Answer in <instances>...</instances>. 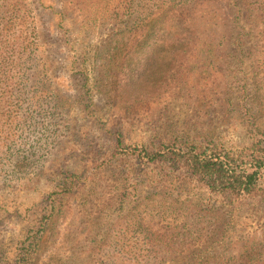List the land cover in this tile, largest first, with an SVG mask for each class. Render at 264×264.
I'll list each match as a JSON object with an SVG mask.
<instances>
[{"label": "rangeland", "instance_id": "rangeland-1", "mask_svg": "<svg viewBox=\"0 0 264 264\" xmlns=\"http://www.w3.org/2000/svg\"><path fill=\"white\" fill-rule=\"evenodd\" d=\"M144 1L153 9L157 2L169 4V0ZM222 1L190 3L187 13L189 22H196L192 25L196 30L206 34L217 29L224 35H217V41L224 39L223 50L189 51L184 64L174 65L166 49L150 55L154 60L149 66L147 50L133 48L136 37L145 36L136 33L135 25L127 29L132 32H117L106 10L95 12L100 0L83 4L82 0H24L37 26L38 59L43 63L38 70L42 80L31 81L27 90L37 94V111L46 109V105L40 108L43 100L56 98L62 114H51L54 121L48 122L46 112L37 113L28 106L26 96L19 99L10 94L0 102V264H109L108 244L129 236L124 219L113 221L103 212L124 190V183L119 184L118 175L110 171L121 157V153L114 155L117 148L109 130L113 123L125 127L130 146L125 157L136 165L139 161L132 157V146L139 151L152 146L153 140L185 133L198 136L207 128L218 140L239 146L260 136L252 114L258 110L259 119L264 120V0H238L243 21L232 30L231 15ZM87 3L91 8L82 14L89 15L81 17L78 6ZM240 31L245 32L241 43L236 39ZM4 45L9 47L8 42ZM6 51L11 53L12 47ZM136 92L143 100L132 102ZM225 93L237 99L236 110L232 105L233 111L226 112L220 106ZM203 100L209 101L208 107ZM22 106L37 114L35 122L15 117ZM14 134L19 137L11 141ZM113 156L110 167L95 179L96 165L103 169ZM71 173L88 177L94 187L66 194L60 182ZM187 194L174 204L183 207L190 203L188 197H201L209 207L216 205L197 225L204 238L218 237V227L227 226L215 245V260L230 264L237 257L264 264L263 198L252 200L231 221L223 222L226 198L204 189ZM170 202L164 201L163 206ZM91 211L97 212L92 215L97 220L91 219ZM169 213L165 212L164 223L154 225L167 236L177 233L176 217ZM133 237L143 247V236L138 232ZM163 255L169 256L167 264L182 258L169 252Z\"/></svg>", "mask_w": 264, "mask_h": 264}, {"label": "trees", "instance_id": "trees-1", "mask_svg": "<svg viewBox=\"0 0 264 264\" xmlns=\"http://www.w3.org/2000/svg\"><path fill=\"white\" fill-rule=\"evenodd\" d=\"M84 1L87 0L79 3L83 4ZM191 1L169 0V6L157 2L153 9L149 2L147 4L144 0H100L95 12L106 10L112 17L114 26H117V32H125L129 25H135L136 33L142 32L145 37L141 40L140 37H136L133 48L147 50L149 66L154 60L150 55L155 57L158 52L166 49L172 55L173 64L182 65L184 64L182 59L189 51L198 50L212 54L216 50L221 51L225 48L224 39L217 41V35H221L217 29L204 34L192 26L196 22L192 20L189 22L187 6L191 5L190 3L194 5L204 2V0ZM213 1L220 2V0ZM222 5L228 10L226 13L231 15L228 16L230 30L238 28V24L243 21L239 19L238 6L241 5L239 1L223 0ZM90 8L89 3L79 4L78 9L81 12L79 15L88 16V13H82H86ZM235 10L238 11L234 12ZM156 15L159 17L154 18L153 16ZM168 16L170 18L166 20ZM155 26L160 27L159 30H156ZM129 30L132 32L131 28ZM166 32L168 34H164ZM238 33L236 39L241 43L245 32ZM221 36L224 38L223 34ZM38 39L35 20L30 15L24 0H2L0 2V102L7 101L10 94L18 96L19 99L26 96L29 100L28 106L34 107L37 111V107L34 106L37 94L31 89L28 91L27 87L31 81L35 84L42 80L38 72L42 63L38 59ZM6 42L9 43L8 48H5ZM10 47H12L11 53L6 51ZM129 61L132 62V59ZM9 79L11 82L7 84ZM118 89L124 90V87L119 86ZM138 93L134 94L136 96L132 102L143 100L137 96ZM234 97L233 94L225 93L220 106L223 105L226 112L233 111L230 108L232 105L236 110L237 99ZM60 102V99L46 98L40 106L43 108L46 105V109L37 113L45 111L47 115L44 120L52 122L54 118L51 114L54 115L56 112L62 114V110H58L62 109ZM250 104L253 108L254 103L250 102ZM205 106H209V101H205ZM24 109L26 108L20 107L21 112L15 113V117H23L25 121L30 119L31 122H35L37 114H30L29 110ZM252 116L260 136L254 135L249 144L241 146L227 144L218 140L215 132L208 131L207 128L205 132L198 133V136L185 133L179 138L153 140L152 146H142L139 151L132 146L135 154L132 157L137 158L135 161H139L138 165L128 162L125 157L130 153V146L126 144L128 136L125 127L112 124L109 130L117 148V153L114 152V155L121 153V157L119 164L111 167L110 171L118 175L119 184L124 183V190L103 208H107L106 211H102L113 221L124 219L129 236L123 242L121 238L116 242L113 241L115 243L113 246L108 244L109 264H167L169 256H164L163 253L168 252L175 253L178 257L182 256L177 261L174 257L171 258L175 260V264H223L220 260H215L214 254L215 245L221 242L219 238L225 234L227 226L218 227L220 234L216 238L209 235L204 238V234L200 232L201 227L197 226L209 216V211L216 206L215 203L209 207L207 201H201V197L197 200L188 197L190 203L183 207L177 206L174 202L179 197H184L190 190L204 189L206 193L228 200V208L222 215V221L229 222L235 212L244 205L254 199L258 200V197L264 200V120L259 119L258 110ZM44 125L47 126V123ZM18 137L14 134L11 141H15ZM115 156L104 162L103 169L96 165L95 179L100 178L99 174H102L107 166L110 167ZM60 183L63 192L72 195L78 194L85 187H94L92 180L89 182L88 177L82 178L76 173H71ZM186 196H190V193ZM168 199H171V202L163 206L164 201ZM169 210V215L174 214L176 217L174 228L177 233L173 231L167 236L165 232L162 233L161 228L154 225L159 226L160 222L164 223L167 217L165 212ZM114 211L117 212L115 216L112 215ZM179 212L184 213L183 217ZM89 214L93 221L98 219V216L92 218V215L97 214L96 211H91ZM184 217L187 219L185 220ZM194 226L196 228H192ZM171 228L174 230L173 227ZM138 232L144 238L143 247L133 242V236L135 234L138 236ZM234 258L230 264H253L244 258Z\"/></svg>", "mask_w": 264, "mask_h": 264}]
</instances>
